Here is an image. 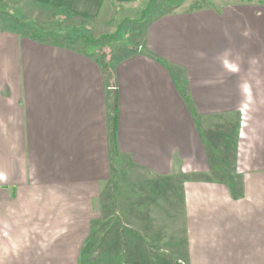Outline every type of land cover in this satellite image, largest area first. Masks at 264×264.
Masks as SVG:
<instances>
[{
  "label": "crops",
  "instance_id": "obj_1",
  "mask_svg": "<svg viewBox=\"0 0 264 264\" xmlns=\"http://www.w3.org/2000/svg\"><path fill=\"white\" fill-rule=\"evenodd\" d=\"M27 1L94 27L154 4ZM150 14L108 75L0 28V264H264V4ZM115 178L157 190L130 208Z\"/></svg>",
  "mask_w": 264,
  "mask_h": 264
},
{
  "label": "rangeland",
  "instance_id": "obj_2",
  "mask_svg": "<svg viewBox=\"0 0 264 264\" xmlns=\"http://www.w3.org/2000/svg\"><path fill=\"white\" fill-rule=\"evenodd\" d=\"M154 4L147 5L143 7L144 10L148 11L145 15L142 14L141 10L134 7L120 8L116 10L115 15L112 19H107V24L105 22L95 24L85 20H78L71 18L66 13H60L56 11H46V10H35L28 3L27 0H2L0 3V28H10L14 31L20 33L23 36H31L32 38H41L48 41H55L61 45H66L67 47L79 48L86 54L94 55V57L100 62H105L109 64L108 57L112 54V51L130 49L131 43L134 41L135 37L138 36V27L142 21L146 19V16L150 14L151 17H156L159 14L170 13L171 11L186 10L194 8H218L230 5H238L240 7H248L254 5L264 4V0H153ZM145 11V12H146ZM35 12V13H34ZM43 14L44 21L40 19L38 13ZM39 13V14H40ZM111 18V17H110ZM106 21V20H105ZM97 25V27H96ZM107 28V29H106ZM113 28L115 31H113ZM110 29V31H109ZM104 30V31H103ZM105 30H107L105 32ZM140 31V30H139ZM104 34L100 35V33ZM116 171L123 170L129 172L126 176L128 178L133 175L132 171L128 169L126 164H122L116 161L114 166ZM125 168V170L123 169ZM128 170H127V169ZM123 173H121L122 175ZM115 175V174H114ZM123 178H126L125 176ZM116 179V178H115ZM120 179H116L113 185L109 188L113 191L111 199L120 197V200L127 198V203L131 204L134 208L146 205L149 202V195L153 194L155 187L150 183H141L138 185L130 184L123 186ZM126 186V194L122 191L123 187ZM130 188V189H129ZM121 189L122 193H120ZM136 192L129 194V190ZM146 190L151 192L147 194V198L141 190ZM115 195V196H114ZM126 200V199H125ZM124 202V201H122ZM117 207L120 206V202H114ZM97 209L105 210L102 203L95 204ZM130 205V206H131ZM129 207V206H128ZM107 208V207H106Z\"/></svg>",
  "mask_w": 264,
  "mask_h": 264
},
{
  "label": "trees",
  "instance_id": "obj_3",
  "mask_svg": "<svg viewBox=\"0 0 264 264\" xmlns=\"http://www.w3.org/2000/svg\"><path fill=\"white\" fill-rule=\"evenodd\" d=\"M35 38H36V37H35ZM36 39H38V38H36ZM39 39H41V38H39ZM39 39H38V40H39ZM43 40H45V39H43ZM47 41H48V40H47ZM99 63L101 64V67H102L103 71H105L106 75H108L109 72L107 71V64H106L105 62H100V61H99Z\"/></svg>",
  "mask_w": 264,
  "mask_h": 264
}]
</instances>
